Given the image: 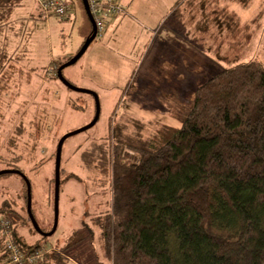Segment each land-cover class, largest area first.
Masks as SVG:
<instances>
[{
  "label": "rangeland",
  "instance_id": "374dc122",
  "mask_svg": "<svg viewBox=\"0 0 264 264\" xmlns=\"http://www.w3.org/2000/svg\"><path fill=\"white\" fill-rule=\"evenodd\" d=\"M66 1L71 11L62 18L44 12L38 0H23L12 15L14 27L7 29L14 42L11 57L0 21V55H6L0 73V171L24 172L31 183L32 212L45 232L55 221L59 140L88 125L96 114L92 94L73 90L58 78V68L77 54L92 30L82 0ZM122 1L133 5V12L125 9L122 23L96 37L63 70L69 82L98 94L101 110L94 126L64 142L53 234L36 230L25 178L0 175V218L12 220L23 245L61 249L71 264H112L97 223L111 200L107 158L112 131L116 129V137L121 132L147 137L162 124L179 127L175 115L187 111L184 104L199 85L223 67L264 62V13L257 16L264 0ZM231 29L239 30L236 42ZM75 239L79 242L68 247Z\"/></svg>",
  "mask_w": 264,
  "mask_h": 264
},
{
  "label": "trees",
  "instance_id": "16d2710c",
  "mask_svg": "<svg viewBox=\"0 0 264 264\" xmlns=\"http://www.w3.org/2000/svg\"><path fill=\"white\" fill-rule=\"evenodd\" d=\"M21 2L0 0V21ZM238 32L231 29V41ZM184 105L179 127L162 124L147 137L112 131L111 200L97 221L107 257L112 264H264V63L223 67ZM17 240L24 250L39 247ZM2 249L0 238V264ZM38 264L71 258L56 249Z\"/></svg>",
  "mask_w": 264,
  "mask_h": 264
},
{
  "label": "built area",
  "instance_id": "2783aa9c",
  "mask_svg": "<svg viewBox=\"0 0 264 264\" xmlns=\"http://www.w3.org/2000/svg\"><path fill=\"white\" fill-rule=\"evenodd\" d=\"M96 23V37L102 38L107 30L109 20L121 15L126 7L121 0H88ZM39 7L47 13L65 18L71 11L66 0H38ZM0 238L3 239L1 264H38L48 250L41 246L24 250L17 240L15 227L8 217L0 218Z\"/></svg>",
  "mask_w": 264,
  "mask_h": 264
},
{
  "label": "water",
  "instance_id": "95a60500",
  "mask_svg": "<svg viewBox=\"0 0 264 264\" xmlns=\"http://www.w3.org/2000/svg\"><path fill=\"white\" fill-rule=\"evenodd\" d=\"M86 14L91 22L92 25V30L89 34V36L86 38L83 46L81 47V49L77 52V54L75 56H73L70 60H68L66 63L62 64L59 68H58V78L69 88L82 92V93H89L92 94L95 98V103H96V114L94 119L86 126L69 132L67 134H65L64 136H62V138L59 140L58 146H57V151H56V167H55V221H54V226L53 229L49 232H45L43 231L40 226L38 225L34 214L32 212V191H31V183L29 181V179L26 177V175L24 174L23 171H21L20 169H6V170H2L0 171V175L2 174H6V173H17L22 175L25 180H26V185H27V204H28V212L29 215L31 217V220L36 228V230L41 233L43 236H49L51 234H53L55 232V230L57 229L58 226V217H59V197H60V184H61V160H62V151H63V145L65 140L74 134H77L81 131H84L86 129H89L90 127L94 126L96 124V122L99 119L100 116V101H99V97L98 94L95 93L94 91L91 90H87V89H82L79 88L77 86H75L74 84H72L71 82H69L63 74V70L72 64H75L81 57L82 55L86 52V50L88 49L89 45L94 41V39L96 38V23L93 17V14L91 12L90 6H89V2L88 0H82Z\"/></svg>",
  "mask_w": 264,
  "mask_h": 264
},
{
  "label": "crops",
  "instance_id": "0c3cea01",
  "mask_svg": "<svg viewBox=\"0 0 264 264\" xmlns=\"http://www.w3.org/2000/svg\"><path fill=\"white\" fill-rule=\"evenodd\" d=\"M122 3L124 5H128L129 7H127L126 5V9H129L130 11L133 12V5H130V3H126L124 1H122ZM251 3H255V0H251ZM23 4V0L21 3L17 4L16 6H14L11 10H10V13L8 14V17H7V20L4 22V27H5V31L3 32V39H4V46L6 47V52L9 53V55H12L14 53V42L11 41L12 38H10V33L7 29L11 28V27H14V17L12 18V15L14 13V10ZM252 9H254V7L252 6ZM260 13H264V10L261 12V9L258 11V14L257 16L260 14ZM260 14V16L262 15ZM121 18V15L117 16V17H113L109 20V23H108V26H107V29L110 27V26H113L115 27L116 25H119L120 23H122V20H120ZM252 19H255V15L251 17ZM125 19V18H124ZM123 19V20H124ZM7 30V31H6ZM91 31H89V34H90ZM14 33V32H13ZM12 33V34H13ZM88 35H85L84 38L86 39ZM84 42V41H83ZM74 53H69L67 54L68 57L70 56H73ZM263 62V61H261ZM264 63V62H263Z\"/></svg>",
  "mask_w": 264,
  "mask_h": 264
}]
</instances>
